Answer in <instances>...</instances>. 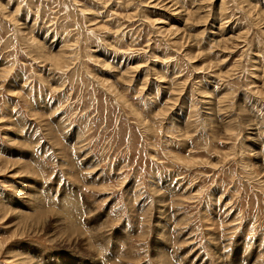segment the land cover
<instances>
[{
  "label": "rangeland",
  "instance_id": "1",
  "mask_svg": "<svg viewBox=\"0 0 264 264\" xmlns=\"http://www.w3.org/2000/svg\"><path fill=\"white\" fill-rule=\"evenodd\" d=\"M0 264H264V0H0Z\"/></svg>",
  "mask_w": 264,
  "mask_h": 264
},
{
  "label": "bare ground",
  "instance_id": "2",
  "mask_svg": "<svg viewBox=\"0 0 264 264\" xmlns=\"http://www.w3.org/2000/svg\"><path fill=\"white\" fill-rule=\"evenodd\" d=\"M222 9V8H221Z\"/></svg>",
  "mask_w": 264,
  "mask_h": 264
}]
</instances>
